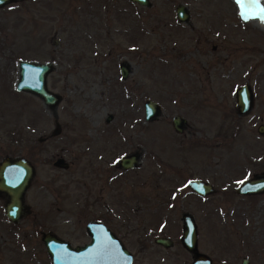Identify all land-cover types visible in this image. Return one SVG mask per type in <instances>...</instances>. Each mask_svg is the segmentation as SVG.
I'll return each mask as SVG.
<instances>
[{
    "label": "rangeland",
    "instance_id": "1",
    "mask_svg": "<svg viewBox=\"0 0 264 264\" xmlns=\"http://www.w3.org/2000/svg\"><path fill=\"white\" fill-rule=\"evenodd\" d=\"M149 1L0 7V158L22 156L34 167L24 194L29 214L9 221L0 198V264H50L41 231L82 244L90 219L117 236L131 264H191L180 242L183 211L193 216L196 250L210 264L241 257L264 264V192L235 191L264 173V135L255 129L264 124V30L239 9L250 13L264 0ZM179 3L185 22L175 17ZM22 59L53 65L46 74L59 96L53 109L15 90ZM242 83L252 105L238 114L234 90ZM145 99L160 107L155 120L143 117ZM173 114L185 119L179 133ZM55 122L60 130L51 134ZM133 151L137 165L123 170L118 158ZM56 157L67 166H54ZM190 177L214 192L196 195L185 183ZM156 236L172 244L155 243Z\"/></svg>",
    "mask_w": 264,
    "mask_h": 264
},
{
    "label": "water",
    "instance_id": "2",
    "mask_svg": "<svg viewBox=\"0 0 264 264\" xmlns=\"http://www.w3.org/2000/svg\"><path fill=\"white\" fill-rule=\"evenodd\" d=\"M16 0H0V7ZM145 6L150 5L149 0H128ZM236 3L237 0H234ZM175 17L178 21H187L188 12L186 7L179 3L174 8ZM17 79L15 90L26 91L39 97L44 105L53 109L59 101L57 93L46 87V74L53 68L50 62H38L31 60H19L17 64ZM128 66L122 62L119 64V73L125 77ZM235 110L238 114L245 113L252 105V91L247 83H242L234 90ZM159 105L150 99L143 101V117L147 121L155 120L160 115ZM111 118L105 117V121ZM172 128L180 132L185 125L184 117L173 114L170 117ZM256 131L264 135V124L258 123ZM60 130L55 125L51 134ZM139 154L136 151L121 155L117 163L123 168H132L137 165ZM52 164L65 168L67 162L62 157H56ZM34 175L32 163L22 156L4 155L0 158V194L5 195L3 210L8 220L16 222L29 211L24 202V192ZM188 188L196 195L203 196L214 192L213 185L199 177H190L185 181ZM235 191L241 194H257L264 192V173L253 174L244 178L236 186ZM182 246L191 253V264H210V258L196 251V228L192 215L183 211L180 214ZM85 229L88 241L82 244L71 245L67 240L43 231L40 239L48 255L50 264H131L132 254L120 240L109 230V228L98 220H87ZM153 241L162 246H170L172 240L166 236H156ZM246 257H241L240 264H247Z\"/></svg>",
    "mask_w": 264,
    "mask_h": 264
},
{
    "label": "bare ground",
    "instance_id": "3",
    "mask_svg": "<svg viewBox=\"0 0 264 264\" xmlns=\"http://www.w3.org/2000/svg\"><path fill=\"white\" fill-rule=\"evenodd\" d=\"M246 7H249V5ZM256 8L257 7L254 6L253 9H250L251 10L250 13L249 12L247 13L246 11L247 8L245 7L242 8L241 6L239 9L246 20L253 22L254 25H256L258 28L264 30V13L259 12V9L264 8V6H262L261 8L258 7L259 8L258 10H256Z\"/></svg>",
    "mask_w": 264,
    "mask_h": 264
},
{
    "label": "flooded vegetation",
    "instance_id": "4",
    "mask_svg": "<svg viewBox=\"0 0 264 264\" xmlns=\"http://www.w3.org/2000/svg\"><path fill=\"white\" fill-rule=\"evenodd\" d=\"M17 1V0H16ZM62 9V8H61ZM60 10V9H59ZM110 120V119H109ZM107 122V121H106ZM171 123V122H170ZM184 127H185V125H184ZM184 127L182 128V129H184ZM182 131V130H181ZM180 131V132H181ZM179 133V132H178ZM37 140L38 141H42V140H44V138L43 137H37ZM9 156V155H8ZM118 164V163H117ZM55 166V165H54ZM119 166V165H118ZM58 167V166H57ZM120 167V166H119ZM135 167V166H134ZM62 168V167H61ZM133 168V167H132ZM123 169V168H122ZM127 169H131V168H126V169H123V170H127ZM28 188V187H27ZM27 188H26V190H27ZM25 190V191H26ZM24 194H25V192H24ZM199 196V195H198ZM203 196H205V195H203ZM203 196H201V197H203ZM0 198H1V200H2V210H3V203H4V201H5V199H6V197H5V195H3L2 193L0 194ZM25 202V201H24ZM27 206H28V204H27ZM28 208H29V211L26 213V214H24L23 216H25V215H27V214H29L30 213V207L28 206ZM3 214H4V216L7 218V216L5 215V213H4V210H3ZM22 216V217H23ZM193 217V216H192ZM8 219V218H7ZM90 220H95V219H90ZM193 220H194V218H193ZM99 221V220H98ZM103 223V222H102ZM194 224H195V228H196V223H195V221H194ZM110 230V229H109ZM111 231V230H110ZM41 232H43V231H41ZM112 232V231H111ZM113 233V232H112ZM41 234V233H40ZM114 234V233H113ZM115 235V234H114ZM116 236V235H115ZM117 237V236H116ZM88 241V240H87ZM86 241H84L83 243H85ZM196 243H197V229H196ZM197 251V250H196ZM199 252V251H198ZM132 258H133V255H132Z\"/></svg>",
    "mask_w": 264,
    "mask_h": 264
},
{
    "label": "snow or ice",
    "instance_id": "5",
    "mask_svg": "<svg viewBox=\"0 0 264 264\" xmlns=\"http://www.w3.org/2000/svg\"><path fill=\"white\" fill-rule=\"evenodd\" d=\"M238 3H242V0H237ZM260 13H264V8L259 9Z\"/></svg>",
    "mask_w": 264,
    "mask_h": 264
}]
</instances>
